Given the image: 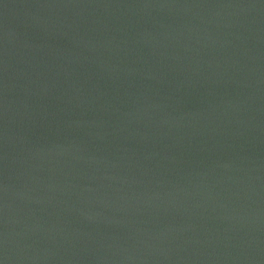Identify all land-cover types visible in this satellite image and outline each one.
<instances>
[{
	"label": "water",
	"instance_id": "1",
	"mask_svg": "<svg viewBox=\"0 0 264 264\" xmlns=\"http://www.w3.org/2000/svg\"><path fill=\"white\" fill-rule=\"evenodd\" d=\"M0 264H264V0H0Z\"/></svg>",
	"mask_w": 264,
	"mask_h": 264
}]
</instances>
